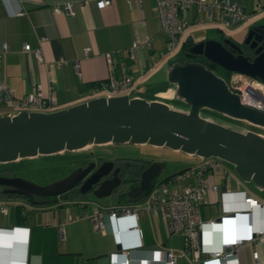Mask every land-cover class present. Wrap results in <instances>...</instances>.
<instances>
[{"label":"crops","instance_id":"1","mask_svg":"<svg viewBox=\"0 0 264 264\" xmlns=\"http://www.w3.org/2000/svg\"><path fill=\"white\" fill-rule=\"evenodd\" d=\"M56 1L62 0H0V77L16 96L38 85L42 93L53 94L58 105L65 106L87 98L90 88L99 81L125 72L134 79L130 95L158 99L171 105L176 84L167 80L166 71L178 58L164 55L166 36L159 26L155 0H110L106 5H99L97 0H71L72 13L55 11ZM236 1L247 13L255 11L258 2L264 4V0ZM20 10L24 12L18 14ZM194 14L193 6L182 11L189 19ZM203 15L207 17L205 11ZM258 22H264V10L229 30L208 22L195 25L187 37L190 43L222 35L241 41L249 25ZM214 28L219 34L214 33ZM40 36L45 38L39 40ZM24 42L29 43L28 49L22 48ZM3 43L6 44L4 49ZM36 47H39V57L34 52ZM84 47H88L86 53ZM59 58L63 60L57 62ZM75 60L77 70L73 66ZM188 154L193 160L155 181L201 160L200 155ZM118 156L128 160L127 157H139ZM225 168L230 173L228 180L224 177ZM207 179L216 187H208L204 200L198 204L202 219H217L222 213L246 208L244 191L264 201V191H257L264 187L242 179L226 161L210 169ZM194 181L193 176L184 178L179 185ZM171 185L174 187L176 183ZM87 194L73 189L44 197V201L37 203L22 195H0L6 202V210H0V263L121 264L119 250L129 248L132 264H161L166 249L176 253L178 264H189L193 252H181L185 246L182 231L179 232L181 246L178 249L167 247L165 241L144 232L146 222L153 231L152 213L157 216L158 225L160 222L168 234L173 232L167 229L158 211L142 209L135 219L131 215L114 219L105 215V227H93L90 215L97 208L139 203L146 197L145 193L136 200L124 197L122 201L109 204H101ZM251 211L252 225L263 224L264 207L254 206ZM132 221L136 222L140 233L130 226ZM217 229L210 224L203 226L200 244L204 248L219 244ZM253 247L259 251V262L264 263L262 237L243 243L235 254L224 259V264H255L251 255ZM195 264L202 263L197 260Z\"/></svg>","mask_w":264,"mask_h":264},{"label":"water","instance_id":"2","mask_svg":"<svg viewBox=\"0 0 264 264\" xmlns=\"http://www.w3.org/2000/svg\"><path fill=\"white\" fill-rule=\"evenodd\" d=\"M202 54L227 71L238 70L264 80V22L249 25L241 41L229 36L203 37L191 42L186 53ZM168 81L176 95L188 102L179 109L158 99L128 93L98 94L50 110H20L0 114V162L37 153L77 149L91 143H150L182 149L200 156L213 155L233 164L244 180L264 187V133L236 128L203 116L207 106L232 117L264 127V110L241 101L226 78L200 59H177L168 66ZM93 161L77 165L66 175L38 183L19 175L0 174L3 193H16L32 203L76 186L80 193L102 196L122 182L119 166L109 170L111 159L95 168ZM161 163L149 160L128 184L125 198L136 200L157 179ZM124 173V171H123ZM97 182L92 187V183ZM43 198H37L34 196ZM118 245V243H117Z\"/></svg>","mask_w":264,"mask_h":264},{"label":"built area","instance_id":"3","mask_svg":"<svg viewBox=\"0 0 264 264\" xmlns=\"http://www.w3.org/2000/svg\"><path fill=\"white\" fill-rule=\"evenodd\" d=\"M110 0H97L99 5H106ZM160 29L166 36V50L164 55H175L179 52L190 29L198 24L211 23L224 30H229L241 22L246 21L251 15L264 10V4L258 2L257 8L252 13H247L241 3L236 0H155ZM195 8L192 18L182 15V11L189 7ZM55 11L63 10L72 13L71 0L56 1L53 4ZM206 12V18L203 12ZM20 10L17 13L22 14ZM45 36H40L39 40ZM135 40L132 45L135 44ZM6 48V44H2ZM22 48L28 49L29 43L24 42ZM88 47H84L87 52ZM39 57V47L34 49ZM59 58L57 62L62 61ZM77 70V61H73ZM232 72V74H230ZM226 78L230 87L240 94L242 102L264 110V80L257 76L242 71H230ZM51 88V85L49 86ZM134 87V79L125 72L118 76H108L105 80L90 88L88 97L98 94H130ZM55 96L51 93H42L37 85L31 91L16 96L12 88L0 77V114H13L20 110H50L58 107ZM222 160L213 155L201 156V160L193 165L168 175L162 180L154 181L146 190V197L142 202L130 204H117L97 208L90 215L92 225L95 228L105 227L104 216L116 217L131 215L134 219L142 210L158 211L165 219L166 227L170 231L180 230L184 234V248L182 253L192 251L193 256L189 264H195L200 260L202 264H224L227 256L235 254L239 246L247 241H256L264 237V223L253 226L250 220L254 206L264 207V201L250 192L244 191L243 200L247 203L244 209L222 213L217 219H202L199 214L198 204L204 200L208 187L215 188V183H209L207 173L210 169L221 165ZM195 177V181L179 185L184 178ZM224 177L228 180L230 173L224 169ZM171 183L176 186L170 187ZM0 210H6V202L0 199ZM217 226L219 231V244L210 248H204L200 244V231L204 225ZM135 231L140 229L135 221L130 223ZM118 231V229H116ZM133 247H130L132 249ZM122 254L121 264H132L133 256L129 248H120ZM251 255L255 264L259 262V251L253 247ZM161 264H178L176 253L172 249H166ZM0 264H10L8 262Z\"/></svg>","mask_w":264,"mask_h":264},{"label":"rangeland","instance_id":"4","mask_svg":"<svg viewBox=\"0 0 264 264\" xmlns=\"http://www.w3.org/2000/svg\"><path fill=\"white\" fill-rule=\"evenodd\" d=\"M214 33L219 34L215 28L213 29ZM174 57L178 59L187 58L185 57V51L177 52ZM218 74L227 77L230 71H227L221 65H217L213 68ZM232 74V72L230 73ZM171 106L179 109H187L188 102L180 98L178 95H175L170 99ZM200 113L210 119L232 125L236 128L245 129L247 127L259 130L264 132V127L257 124H251L244 119L232 117L226 113L218 111L216 109L203 106L200 108ZM88 150V151H87ZM80 152H83L87 155L100 154L104 157H114L118 155H127V156H139L144 158H150V160H156L161 163L159 170L156 173V178H160L166 173L177 170L178 168L184 166L193 158L186 151L182 149H175L168 147L166 145H152L150 143H135L130 141L123 142H103V143H91L84 147L77 149H64L52 153H37L33 156L27 157H18L13 160L0 162V173L8 171L13 175H19L21 177L31 179L38 183H44L59 177L66 175L72 168L76 167V161L80 156ZM91 153V154H89ZM196 155L195 153H193ZM230 165L233 164L227 160H224ZM10 168V170L4 171V168ZM133 178V177H132ZM128 175H122V182L115 186L110 193L102 196H94L91 192H87L88 196L92 197L101 204H109L116 201H122L125 198V191L128 184L132 180ZM254 183V182H252ZM172 187V185L170 184ZM259 189V188H257ZM264 191V190H257ZM88 206H91L88 205ZM152 222H153V231L149 223L146 222L144 227V232L149 236H154V239L159 241H165L167 247L180 248L181 246V232L180 230H175L172 233L168 234L166 229L162 224L158 225L157 216L152 213ZM182 258L181 260H183Z\"/></svg>","mask_w":264,"mask_h":264},{"label":"flooded vegetation","instance_id":"5","mask_svg":"<svg viewBox=\"0 0 264 264\" xmlns=\"http://www.w3.org/2000/svg\"><path fill=\"white\" fill-rule=\"evenodd\" d=\"M186 52H187V49L185 50V57L190 58V59H200V60H203L205 62H208L210 64L211 68H215L218 65L217 63L212 62L209 59L205 58L202 54H195V53H190V52L186 53ZM80 153L81 154H80L78 160L76 161V164L84 166L87 164L88 161H93L91 169L95 168L97 165H99L104 159H108V157H104L103 155H100V154L92 155L91 153H89L91 155H87L83 152H80ZM109 159L112 160V163L109 164L110 168L107 171V173L102 175L99 179L103 178L104 176H110L112 169L116 166H119L118 174H121V175L126 174L127 175L129 173L130 162L128 161V159H125V157H119V156H114V157H111ZM4 171H6V170L4 169ZM123 171H124V173H123ZM3 174L13 175V174L9 173L8 171L4 172ZM130 176H133V175L130 174ZM133 183L135 184L136 181H134ZM96 184H97V182L92 183V187L95 186ZM2 187H3V185H0V189ZM76 187H77V185L72 187L69 190L76 189ZM34 197L43 198V197L36 196V195ZM46 197H50V196H46Z\"/></svg>","mask_w":264,"mask_h":264},{"label":"trees","instance_id":"6","mask_svg":"<svg viewBox=\"0 0 264 264\" xmlns=\"http://www.w3.org/2000/svg\"><path fill=\"white\" fill-rule=\"evenodd\" d=\"M191 40L189 39H186V41L184 42L183 44V47H182V51H185L189 45ZM183 59V58H182ZM209 67L210 64L208 62H205ZM129 158V162H130V170H129V173L132 174V175H137L139 173V171L145 166V164L149 161V160H146V159H142L141 157H127ZM5 170H10V168H7L5 167L4 168ZM2 194H5V195H12L11 193H3L0 191V195ZM13 195H19V194H16V193H13ZM25 197V196H24ZM27 198V197H25Z\"/></svg>","mask_w":264,"mask_h":264}]
</instances>
